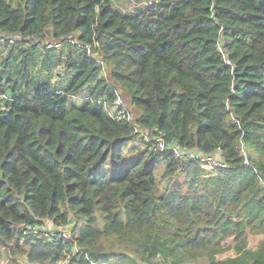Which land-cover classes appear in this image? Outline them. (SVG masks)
Instances as JSON below:
<instances>
[{
	"label": "trees",
	"instance_id": "16d2710c",
	"mask_svg": "<svg viewBox=\"0 0 264 264\" xmlns=\"http://www.w3.org/2000/svg\"><path fill=\"white\" fill-rule=\"evenodd\" d=\"M111 1L0 0V36H18L0 45L27 46L25 91L7 81L0 110V264H264V0H138L130 13ZM30 35L97 43L108 77L76 104L99 67L68 45L64 90L32 82ZM114 89L133 124L108 111ZM133 125L228 165L154 151ZM249 234L263 235L255 248ZM229 240L234 256L218 259Z\"/></svg>",
	"mask_w": 264,
	"mask_h": 264
},
{
	"label": "rangeland",
	"instance_id": "374dc122",
	"mask_svg": "<svg viewBox=\"0 0 264 264\" xmlns=\"http://www.w3.org/2000/svg\"><path fill=\"white\" fill-rule=\"evenodd\" d=\"M112 6L114 8H117L125 13H130L131 11L134 10V8L136 7V5H138V0H112ZM27 47V46H25ZM24 46H22L21 48L18 49V46L13 45L12 46H3L0 45V78H2V84L5 85L3 91L4 92H8L9 90L7 88H9V84L8 82H11L14 79H17L18 85L20 86V91L21 93H24L25 91V77H24V73H22V75L19 74V70H20V64H21V59L23 58L22 52L26 49ZM41 50H44L43 48L39 47ZM67 46H63L62 49L63 50H67ZM11 50V51H10ZM57 50H60V48H55L50 50V53H56L59 52ZM10 51V53L8 54V52ZM46 51V50H44ZM9 57V58H8ZM7 58V59H6ZM69 58H71L70 56H65L63 57V59L61 61H58L56 63H54V59H50L49 61H47L48 63H52V67L50 68L53 72L55 71V73H57V77L66 85L69 82V78H70V74H65L67 72L70 73L69 68L73 67V59L69 60ZM69 60V62H68ZM29 64V63H28ZM29 71L36 73L37 75L40 72L39 67H36L37 70H30V64H29ZM99 67V66H98ZM74 68V67H73ZM48 71V70H47ZM44 69V72H47ZM71 71H73L71 69ZM28 77L31 78L32 82H36L34 75L31 74H27ZM108 77V66H105L103 68L99 67V71L96 75V77L92 80L90 79L82 88H80L77 92L73 93L72 97L70 99L74 100V102L76 104H81V101H87L90 98V94L93 92L94 87L96 86L97 82L101 79V78H105ZM8 81V82H7ZM121 95L122 100L124 101L126 107L129 108V110L131 111V115L134 118L135 116L137 117V115L139 114L137 109L132 106V104L130 103L129 98L126 96V94L122 93V90L120 91L119 89H117ZM107 91V89H106ZM106 91L103 90L99 93L97 100L98 101H104L105 100V94ZM86 94V96H85ZM84 98V99H83ZM81 100V101H80ZM111 108L112 105L108 106V111L111 112ZM140 131L144 132L143 130L140 129ZM252 154L253 151H249ZM52 229H56L58 231H63V230H67L69 232V228L68 227H59L56 228L54 227L49 221L46 222V226L42 227V230L48 232V231H53ZM263 238V235H252L249 234L248 235V246L250 248H255L257 243ZM226 245H229V247L223 251L222 253H219L216 255V257L218 259H224L227 257H232L234 256V250L232 248V243L229 240L228 243ZM13 258V259H12ZM11 260H14V262H18L20 264H39V263H30L28 261H26L25 259H23L22 257L19 256H15V255H5L4 258L2 259V263L3 264H9L11 262ZM201 258L197 259L196 261H181L177 264H200L201 262ZM168 262V261H167ZM16 264V263H15ZM62 264V263H59Z\"/></svg>",
	"mask_w": 264,
	"mask_h": 264
},
{
	"label": "built area",
	"instance_id": "2783aa9c",
	"mask_svg": "<svg viewBox=\"0 0 264 264\" xmlns=\"http://www.w3.org/2000/svg\"><path fill=\"white\" fill-rule=\"evenodd\" d=\"M15 38H18V36H14V38H12L11 36L9 37L0 36V43L11 44L15 41ZM25 41L28 45L37 44L39 47H42L44 49L62 48L64 45L65 46L69 45L71 47H75L78 51L85 52L88 56L93 57L100 68H103L105 66L104 61L99 56H97V53L94 54L92 52V49H95L97 47V43H93V44L82 43L80 41H77L74 37H70V36L58 40H50V39L41 40L39 37L35 35H30L26 37ZM114 91H115V100L112 103V108L110 112L111 115L115 116L116 119L125 118L129 123H132L134 118L131 115V111L129 110L128 107H126L124 101L121 98L119 91L117 89H114ZM2 109L3 106L2 104H0V110ZM133 127H134V132L136 133L139 132L140 136L146 142L147 146H150L154 151L166 152L167 150L172 149L176 158L182 159L184 157H187V158L195 159L199 163L200 167L207 172H211L216 168H225L228 165L218 152L202 153L201 151L198 150L180 149L178 146L174 144L173 145L166 144L163 137L158 133L151 134L150 132H142L137 126L133 125ZM248 153L249 151L246 149L245 146L242 145L241 154L244 157V161L246 164H250L247 159ZM258 178L260 185L264 187V176L258 175ZM35 231L36 230H34V232ZM60 235L62 238L70 237V234L67 230L60 231ZM74 250H76V247H74Z\"/></svg>",
	"mask_w": 264,
	"mask_h": 264
},
{
	"label": "crops",
	"instance_id": "0c3cea01",
	"mask_svg": "<svg viewBox=\"0 0 264 264\" xmlns=\"http://www.w3.org/2000/svg\"><path fill=\"white\" fill-rule=\"evenodd\" d=\"M57 51H59V52L50 53L49 51H47V50L44 51V50H41L40 48H36L35 50H33V52L31 53V55L29 57V61H28V63L30 64V70H32V69L37 70L36 67H39L40 72H42V73H39L37 75L36 73L29 71V67H28V74L37 76V77H35V78H37V79H35L36 82L49 80V82L51 84H53L54 86H56L58 88V92H61L62 90H64L62 86H65V83H63L57 77V73H55V71L53 72L50 69L53 64L47 62L50 59H54V63H56L58 61H61L63 59V57L67 56L66 55L67 51L62 50V48H60V50H57ZM73 58H74V61H75L76 60L75 59V55H74ZM44 69H45V71H47V70L48 71L44 72ZM71 69L74 70L73 67H70L69 68L70 73L67 72L65 74H70V76H71V74L73 73V71H71ZM25 83H26V78H25ZM18 88H19L18 92H21L20 91V86ZM7 89L9 90L8 92H4L3 91L0 94L1 95L0 104H2L3 109L6 106V102L9 101L10 97H11V91H10L9 88H7ZM85 96H86V94H85ZM81 102L83 103V101H81Z\"/></svg>",
	"mask_w": 264,
	"mask_h": 264
}]
</instances>
